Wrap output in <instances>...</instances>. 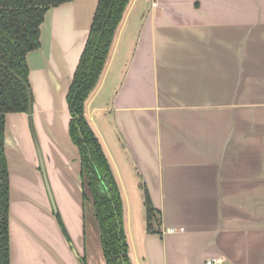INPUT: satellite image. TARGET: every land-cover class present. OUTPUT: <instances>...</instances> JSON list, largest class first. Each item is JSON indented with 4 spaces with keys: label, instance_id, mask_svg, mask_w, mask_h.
<instances>
[{
    "label": "crops",
    "instance_id": "crops-1",
    "mask_svg": "<svg viewBox=\"0 0 264 264\" xmlns=\"http://www.w3.org/2000/svg\"><path fill=\"white\" fill-rule=\"evenodd\" d=\"M97 3L45 12L26 55L31 115H5L11 264H105L65 101ZM84 115L119 187L131 264H264V0H130Z\"/></svg>",
    "mask_w": 264,
    "mask_h": 264
},
{
    "label": "trees",
    "instance_id": "trees-1",
    "mask_svg": "<svg viewBox=\"0 0 264 264\" xmlns=\"http://www.w3.org/2000/svg\"><path fill=\"white\" fill-rule=\"evenodd\" d=\"M71 0H0V264L10 263L9 173L5 156V115L28 112L32 101L26 55L40 45V25L52 6ZM130 0H98L92 23L65 95L70 114L67 131L78 148L82 197L92 203L105 264H131L118 184L101 143L84 115L97 86L115 31ZM148 231H159L160 213L144 186ZM59 221L65 237L67 233ZM68 239V237H67ZM83 264L84 261H83Z\"/></svg>",
    "mask_w": 264,
    "mask_h": 264
},
{
    "label": "water",
    "instance_id": "water-1",
    "mask_svg": "<svg viewBox=\"0 0 264 264\" xmlns=\"http://www.w3.org/2000/svg\"><path fill=\"white\" fill-rule=\"evenodd\" d=\"M71 83V82H70ZM70 85V84H69ZM69 88V87H68ZM32 102V101H31ZM31 111H32V105H31V103H30V106H29V110H28V114L29 115H31ZM70 137V136H69ZM73 143V142H72ZM35 145H36V147H37V153H38V156H39V160H40V167H41V170H42V172H43V174H44V177H45V182H46V184H47V179H46V176H45V168H44V163H43V159H42V156H41V152H40V150H39V145H38V143H37V140L35 139ZM78 149V148H77ZM79 152V151H78ZM79 162H80V158H79ZM80 167H81V165H80ZM48 185V184H47ZM48 190H49V187H48ZM81 193H82V184H81ZM49 194H50V190H49ZM51 197V196H50ZM51 201H52V204H53V206H54V202H53V200H52V198H51ZM82 202L85 204V205H89V207H90V209H91V211H92V215H93V217H94V219H95V222H96V224H97V228H98V232H99V238H100V231H99V225H98V222H97V220H96V217H95V215H94V209H93V206H92V203L91 202H89V201H87V200H83V197H82ZM54 211H56V209H55V206H54Z\"/></svg>",
    "mask_w": 264,
    "mask_h": 264
},
{
    "label": "built area",
    "instance_id": "built-area-1",
    "mask_svg": "<svg viewBox=\"0 0 264 264\" xmlns=\"http://www.w3.org/2000/svg\"><path fill=\"white\" fill-rule=\"evenodd\" d=\"M173 230V229H172ZM204 264H229L220 256L210 257L204 261Z\"/></svg>",
    "mask_w": 264,
    "mask_h": 264
},
{
    "label": "rangeland",
    "instance_id": "rangeland-1",
    "mask_svg": "<svg viewBox=\"0 0 264 264\" xmlns=\"http://www.w3.org/2000/svg\"><path fill=\"white\" fill-rule=\"evenodd\" d=\"M132 204H133V201H132Z\"/></svg>",
    "mask_w": 264,
    "mask_h": 264
}]
</instances>
